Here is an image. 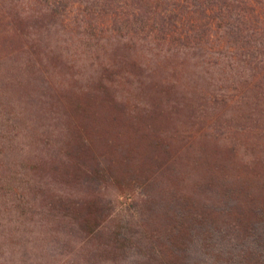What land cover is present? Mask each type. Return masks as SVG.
Listing matches in <instances>:
<instances>
[{"label":"rangeland","instance_id":"374dc122","mask_svg":"<svg viewBox=\"0 0 264 264\" xmlns=\"http://www.w3.org/2000/svg\"><path fill=\"white\" fill-rule=\"evenodd\" d=\"M92 1L0 0V62L11 56L6 69L18 84L3 94L16 119L0 122V128H10L16 147L23 144L24 131L31 135L32 128H47L50 133V144L37 142L38 151L31 150L28 162L36 164L34 154L44 162L37 170L41 180L32 178L45 187L46 198L31 200L24 216L0 220V264H16L10 257L19 256L13 244L19 239L22 244L27 239V251L36 254L28 253L29 260L77 264L82 259L76 248L83 231L74 221L59 217L48 232L44 213L36 214L51 194L70 207L96 199L106 205L107 221L115 218L113 224L119 217L131 224L147 222L143 216H149L146 211L169 185L159 175L161 160L171 163L165 174L209 161L232 182L264 183V21L254 23L261 32L256 28L259 33L237 49L224 47L208 13L203 18L185 11L179 19L175 0L136 4L143 10L161 4L148 14L130 7L131 1L125 9L122 3ZM46 4L58 12L51 15ZM173 4L169 13L174 14L161 20L157 13ZM125 13L128 21L137 22V31L118 30L128 25L119 24ZM11 16L25 19L26 29L22 25L13 34ZM35 16L46 18L47 30L46 24L36 26ZM201 21L203 35L196 27ZM38 38L45 43L35 45L31 60L42 63L32 68L24 48ZM43 51L52 55L51 62L40 56ZM5 141L0 139V152L18 164L20 158L11 155ZM1 184L18 188L14 182V187ZM4 192L0 201L9 198ZM24 196L30 198L26 191ZM15 226L18 232L7 231Z\"/></svg>","mask_w":264,"mask_h":264},{"label":"trees","instance_id":"16d2710c","mask_svg":"<svg viewBox=\"0 0 264 264\" xmlns=\"http://www.w3.org/2000/svg\"><path fill=\"white\" fill-rule=\"evenodd\" d=\"M36 1L40 3L44 0ZM91 1L76 0L78 4ZM97 1L92 2L96 3ZM127 1H131L130 7H134L137 12L147 14L148 11L161 5L155 3L143 10L139 9L136 4L145 0H104L103 2L122 3L120 8L125 9ZM169 1L168 3H170ZM175 1L180 4L182 10L177 9L176 13L179 15L177 16L179 19L183 17L182 14L185 11L200 13L203 18H206L208 13L209 20L216 22L214 30L226 43L224 47L227 45H233L237 49L246 47L248 42L245 39L259 33L257 30L260 32L262 30L257 26L256 30L254 23H260L262 26L264 0H222L219 4H212L214 0ZM174 5L169 8H166L165 5V8L157 13L161 16V20L171 17L170 13L173 12L169 13V9ZM102 6H106V3H103ZM215 6L218 7V10L214 9ZM46 8V11L51 15L58 12L55 5L50 7L46 4ZM162 10L164 11L162 12ZM166 11L169 16L165 15ZM215 12L218 13V16L214 19L215 16L211 17V15ZM12 18H14V22ZM127 18L128 13H125V17L119 21V24L126 23L128 25H122L118 30L125 29L127 33L137 31V22H130ZM33 19L37 27L41 29L46 24V30L48 29L46 18L35 16ZM0 20L3 22L2 18ZM24 22L25 19L22 17L20 19L17 16H11L8 25L12 26L13 34H17L16 30H20L19 27L23 25L25 28ZM196 27L197 31L200 30V34L203 35L205 24L201 21ZM139 29L142 30L143 27ZM32 42L29 47L24 48L27 49L25 51H27L31 63L35 45L41 46L45 43L40 38ZM40 56L47 57L48 62L53 60L52 55H46L44 51ZM10 58L11 56L8 60ZM8 60L0 62V67L4 68L0 72V116L1 113L4 115L0 118V122H9L10 120L13 122L16 119L14 110L12 114L11 106L9 105L8 108L7 98L3 95L12 91L13 86L14 88L15 85L18 86L13 75L6 69ZM37 62L42 63V60L35 62L39 67ZM35 64L32 63V68L35 67ZM28 68L29 65L26 66V71ZM14 102L17 104L16 101ZM11 105L13 108L14 105L12 103ZM41 126L43 127L42 124ZM31 130L33 132L31 135L24 131L22 134L23 144L21 147H16L14 145L16 136L12 135L10 128L3 125L0 128V139L6 140V148L11 155L20 158L18 166L13 159L8 157L7 153L0 152V181L8 186H13L14 182V186L18 187L11 190V187L4 188L2 184L0 186V191L5 190L4 195L7 194L9 197L0 201V206L5 207L0 220L5 219V222H10L16 215L24 216L30 207L31 200L35 201L38 195L40 198L44 197L43 189L45 187L32 178L40 179L37 170L44 162L38 160L37 154H34L37 162L33 167L28 162L31 150L33 153L38 151L37 142L41 143L45 140L42 143H47L46 139L50 133L47 128H32ZM165 155L166 153L162 152L161 159ZM210 163L206 161L203 164H196V170L190 167L186 172L183 171L186 170L183 167L182 171H177V174L172 172L165 174L171 163L161 160V169L163 170L159 175H163L162 183H168L165 179L169 180V187L163 189L160 199L156 200L148 212L146 211L149 216L144 215L143 219L146 218L148 221L142 224H131L129 220L124 222V218L120 217L118 222L113 224L115 218L107 221V207L102 203L99 204L96 199L86 198L87 201L78 202L70 207L63 198L55 196V194L49 195V200L42 201V210L36 214L44 213L45 216L42 219L45 222L43 224L46 225L45 228L48 232L51 229L48 225L58 223L60 218H69L76 223L79 232L83 231L78 246L75 247L76 253L82 258L77 264H264V183L237 184L219 176L215 171L217 167H213V163ZM157 169L161 170L159 165ZM17 177L19 178L17 179ZM107 181L110 180L107 179ZM25 191L30 198L24 196ZM77 205L78 208L75 207ZM18 230L17 226L7 228L8 232L16 233ZM72 231L74 232L71 228L68 231L69 234ZM48 236L52 239L53 234ZM21 237L26 238L25 235ZM24 240L26 242L23 244L21 239L13 243L18 245L19 256L17 258L10 257L12 263L47 264V261H38L37 258L29 260L28 253L30 252L27 251L29 246L27 239ZM34 255L36 254L34 253Z\"/></svg>","mask_w":264,"mask_h":264}]
</instances>
